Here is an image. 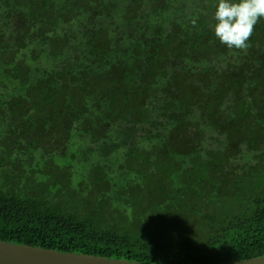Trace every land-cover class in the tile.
Instances as JSON below:
<instances>
[{"label": "trees", "instance_id": "obj_1", "mask_svg": "<svg viewBox=\"0 0 264 264\" xmlns=\"http://www.w3.org/2000/svg\"><path fill=\"white\" fill-rule=\"evenodd\" d=\"M218 2L0 0V240L264 254V18L229 49Z\"/></svg>", "mask_w": 264, "mask_h": 264}, {"label": "water", "instance_id": "obj_2", "mask_svg": "<svg viewBox=\"0 0 264 264\" xmlns=\"http://www.w3.org/2000/svg\"><path fill=\"white\" fill-rule=\"evenodd\" d=\"M0 264H166L110 258L81 252H65L0 240ZM218 264H264V254Z\"/></svg>", "mask_w": 264, "mask_h": 264}, {"label": "clouds", "instance_id": "obj_3", "mask_svg": "<svg viewBox=\"0 0 264 264\" xmlns=\"http://www.w3.org/2000/svg\"><path fill=\"white\" fill-rule=\"evenodd\" d=\"M261 18H264V0H219L214 16L215 36L229 49H247Z\"/></svg>", "mask_w": 264, "mask_h": 264}]
</instances>
